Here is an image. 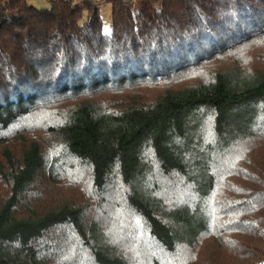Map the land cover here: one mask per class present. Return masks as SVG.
<instances>
[{
    "label": "trees",
    "instance_id": "trees-1",
    "mask_svg": "<svg viewBox=\"0 0 264 264\" xmlns=\"http://www.w3.org/2000/svg\"><path fill=\"white\" fill-rule=\"evenodd\" d=\"M107 2L110 32L92 0H0V130L61 113L46 126L61 154L38 140L4 151L0 264H264V68L221 67L151 99L116 94L264 34V0ZM62 154L89 169L93 202L42 201L41 175Z\"/></svg>",
    "mask_w": 264,
    "mask_h": 264
},
{
    "label": "rangeland",
    "instance_id": "rangeland-1",
    "mask_svg": "<svg viewBox=\"0 0 264 264\" xmlns=\"http://www.w3.org/2000/svg\"><path fill=\"white\" fill-rule=\"evenodd\" d=\"M75 2H83L84 0H74ZM95 3L101 5L103 9V19L105 22V32H110L112 28V8L111 4L107 0H92ZM28 2L35 7L42 9L50 7V0H28ZM240 66L246 70H253L257 68H264V34L259 35L253 40L242 44L241 46L229 50L223 55L217 56L215 59L203 63L197 68L190 70L188 73L180 75L178 78L172 79L170 82L156 83L155 85L143 84L135 87V89H127L124 92H116L118 95L131 96L133 94L143 95L147 99L154 98L155 96L163 93L169 87H178L185 84H195L203 80H207L211 75L221 67H234ZM139 85V84H138ZM112 96V93H109ZM123 98V97H121ZM61 115L59 109L55 111H37L35 114L27 118H22L17 122H14L12 126L6 130H0V169L5 165L4 151L6 148L19 153L23 146L28 145L33 140H38L45 144L48 149L49 157L50 152L56 156L61 154V148L52 138L50 132L46 129L48 123L57 121ZM47 126V127H46ZM22 137V138H21ZM262 142V141H261ZM260 146V145H258ZM264 147V143L261 148ZM61 161L56 165L55 175L52 178L49 174L41 175V190L44 193L43 202L49 203L53 200H62L66 198H77L85 201H94V197H91V173L89 169L84 166H80L78 162L72 160L67 154H62ZM51 176V175H50ZM43 178V180H42ZM109 190V196L106 195V202H104L102 208L99 210V216L103 219V224L106 225L107 231H117L116 223H113V219L116 217V210L119 211L117 204L120 201L119 188L113 183ZM7 185L1 179L0 176V201L7 193ZM111 191V192H110ZM39 196V195H37ZM34 197V195H33ZM41 200V199H40ZM35 201V199H34ZM45 203V204H47ZM123 214L121 220L128 222L129 217ZM94 216V215H93ZM129 226V225H128ZM130 227V226H129ZM126 228L124 224L123 230ZM122 230H119V232ZM126 233V231H125ZM121 238H116L121 244H125L126 235L120 233ZM141 236V235H140ZM116 236H113L115 238ZM128 237V236H127ZM140 238V237H137ZM206 244L204 242L203 246ZM199 247L192 254H188L191 260H196L201 254H203L204 247ZM188 259L180 258V264H183ZM138 264V263H137Z\"/></svg>",
    "mask_w": 264,
    "mask_h": 264
}]
</instances>
